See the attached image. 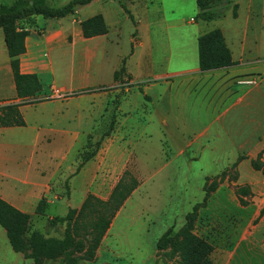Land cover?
I'll return each instance as SVG.
<instances>
[{"label":"rangeland","instance_id":"1","mask_svg":"<svg viewBox=\"0 0 264 264\" xmlns=\"http://www.w3.org/2000/svg\"><path fill=\"white\" fill-rule=\"evenodd\" d=\"M58 1L63 4L69 0ZM205 1L220 7V18L227 12L221 5L229 8L227 37L233 29L239 35L247 33L244 64L264 65V12H256L245 30L244 10L238 20L230 18L233 0ZM198 12L196 0H98L64 18L36 17V26L30 29L34 57L42 60L48 71L38 75L42 93L23 109L28 127L3 133V142L14 146V152L0 162L1 169L31 183L43 182L40 170L54 174L47 184L51 203H47L44 215H36L31 205L28 208L29 230L47 237L62 236L65 224L55 219L79 207L73 202V192L76 201L83 190L79 179L71 184L73 175L66 180L64 175L66 169L76 167V161L81 162L86 150L97 148L89 166L96 179L107 182L105 188L91 189L98 197L109 194L123 170L138 180L94 259L79 264H176V258L170 259L165 251L156 249V241L167 229L177 232L181 228L185 216L202 202L204 189H209L213 181L218 187L210 192L207 203L199 206L194 233L218 247L215 258L233 248L235 236L241 231L257 228L258 221L254 220L264 206V176L252 169L250 160L264 145V72L233 77L238 83L233 88L236 93L226 97L223 104L217 101L221 92L215 87H208L205 93L202 88H193L189 82L192 74L186 72L198 67V25L212 24L202 20ZM98 13L105 16L109 30L105 37L86 41H81V36L73 37L72 45L66 44L71 40L67 38L66 43L54 44H45L40 38L46 29L55 28L50 25H62L61 31L71 37L80 20ZM87 49L93 56L88 58ZM5 66L8 56L0 29V97L9 91ZM122 66L124 71H120ZM250 80L255 83H243ZM51 86L53 90L59 86L67 90L51 92ZM93 87L90 93L77 90ZM58 100L66 102L67 109L55 103ZM203 104H209V109ZM88 106L93 107L91 118L86 110L75 109ZM54 109L59 114L49 112ZM51 117L49 125L47 119ZM60 120L65 130L81 138L68 141L67 135L58 131L63 130ZM43 136L52 139L46 142ZM67 148V161L60 168L63 173H52L53 164L47 156H59ZM239 156L244 159L232 169ZM261 158L264 161V153ZM236 171L237 179L233 180ZM235 186L250 187L247 206L239 205ZM18 188L22 196L28 192L27 186ZM26 202L32 204L33 199ZM257 258L252 257L250 262L241 258L232 264H255ZM0 264H33L12 250L1 227Z\"/></svg>","mask_w":264,"mask_h":264},{"label":"trees","instance_id":"2","mask_svg":"<svg viewBox=\"0 0 264 264\" xmlns=\"http://www.w3.org/2000/svg\"><path fill=\"white\" fill-rule=\"evenodd\" d=\"M93 1L69 0L59 4L58 0H12L7 4L0 3V29L16 97L19 99L18 103L0 106L1 127L24 126L25 122L18 107L33 102L43 91L37 74H26L20 70V56L25 53V40L30 34V29L36 26V17L64 18L73 15L79 8ZM196 3L199 8L198 16L202 20L211 21L220 18V7L217 8L215 4L210 5L205 0H196ZM221 8L226 7L221 5ZM79 25L84 38L105 35L108 31L101 14L88 17L80 21ZM197 54L201 71L219 69L233 64L231 51L219 29L204 33L197 38ZM124 69L122 66L120 71ZM117 76L116 71L113 74L115 80ZM107 135H109L108 132ZM96 144L99 146L100 142ZM96 152L97 148L90 152L87 150L83 152L80 156L79 167L89 161ZM262 153L264 150L257 153L255 159L250 160V165L255 171H260L264 175ZM243 159L239 156L232 164V169H236ZM237 175L236 171L233 180H236ZM137 186L136 177L130 171L124 170L107 199L102 200L93 194H88L78 209H69L64 216L56 217V222L65 224L61 237H47L38 230L30 231L31 216L0 198V227L4 229L12 250L22 254L25 259L31 260L33 264H44L46 261L57 260L61 264L91 261L116 213ZM217 186L218 182L213 181L209 189H204L205 195L202 202L196 204L193 210L185 216V222L177 232L169 228L158 238L157 250L165 251L170 259L176 258L177 264H215L212 260L214 246L207 239L194 233V223L199 206L207 203L210 192L214 191ZM234 193L239 205L245 207L249 204L246 199L251 195L248 186H235ZM46 208L47 202L41 198L35 207V214L44 215ZM262 214H264V206L260 210V215Z\"/></svg>","mask_w":264,"mask_h":264},{"label":"crops","instance_id":"3","mask_svg":"<svg viewBox=\"0 0 264 264\" xmlns=\"http://www.w3.org/2000/svg\"><path fill=\"white\" fill-rule=\"evenodd\" d=\"M95 2H98V0H94L93 2H91L90 4H88L86 6L94 5ZM233 4H234V6H233L234 9H233L232 13H235V16L232 15V17H230V18H232L234 20H238L240 18L241 13L244 10L245 17H246L245 26H244L245 30L247 29L246 24H248L249 22L254 20V19H252V16H254V15L256 16V14H255L256 12H259V13L264 12L263 0H233ZM86 6H83L81 8H84ZM81 8H79L78 10H80ZM224 9H226L227 12L226 11L225 12L228 15L229 8L227 7ZM98 14H101L105 18L103 13H98ZM226 14L224 16H222L223 18H216L214 20L209 21L212 23L211 25H198V37L204 33L210 32L214 29L221 30L223 37H224V40H225V43H226L227 47L229 48V50L231 51L233 64L231 66H228V67H223V68L214 69V70H207V71H201L199 69V66H198V67H194L193 69H190L186 72L188 74H192V76L189 79L190 80L189 82L191 84H193V88L197 87V89H199V90H200V88H202L203 92L205 93L208 87L213 86V87H215L214 89L216 91H220L221 93L217 99V101H219L220 104H223V101L225 100L226 97L231 98L232 95L234 93H236L233 91V88H234V86L238 85V83L235 82L236 79L233 77L239 76V74H247V73L249 74L252 72H259V71L264 72V65H245L244 64V58H245L244 56H245V52L247 50V47L245 44V42H246L245 35L247 33H245L243 35L242 34L239 35L238 30L233 29L231 32V35L229 37H227L226 30H225V27L227 28V24L225 22V20L227 18ZM87 17H91V16H87ZM80 21H82V20H80ZM80 21H79V23H80ZM52 26H55V28L53 27V29H51V30L46 29L44 32V35L40 37L42 39V42H44L45 44H54L58 41L66 43L65 40L67 38V39H71V40L69 43H66V44L72 45L74 43V41H72L73 37L79 38L81 36V41L94 40L93 38L107 36V34L109 32V30H108L105 35L95 36L92 38H84L81 34V30H79L80 25H77L74 35H71V37H69L70 33H68L67 31L66 32L61 31L63 29L62 25H50V27H52ZM66 29H68V26L65 28V30ZM29 36H30V34H29ZM29 36L25 40V47H26L25 53L20 56V70L22 73H26V74L35 73V74L39 75L40 73L48 71V68H47V65L42 60H39L38 58H36V56L34 57V52H32V49L34 48L35 43L30 44L31 42L29 41ZM25 55H26V58L23 60L22 57ZM86 55L88 56V58L93 56L92 50L87 49ZM4 73H5L7 82H8L9 91L7 94H4L5 96L0 97V100H4L3 102H0V104L6 105V104H10V103H18L19 99L16 97L15 88H14V84H13V78H12L11 70L9 67V60H8V66H5ZM10 78L12 81L11 83H10ZM98 86H102V85H98ZM54 88H55L54 86H51V88H50L51 92L67 90V88L62 87V86H59V87H57V89L53 90ZM94 88L95 87H93V88H82V89L80 88L77 90H79V91L84 90V91H86V93H90L91 91L94 90ZM187 88L188 87H184L185 90ZM90 95H93V94L91 93ZM90 95H88V96H90ZM57 102L58 103L60 102L61 105H64L63 108L67 109V107H65V106H68L66 102L61 101V100L55 101V103H57ZM28 106H30V104H24V105H20L18 107L20 114L22 115V118L25 122L24 126H12V127H1L0 126V162H4L6 160V157H7V155L10 154V151L14 152L13 151L14 146H12L11 144L3 142V139H4L3 133L8 131V130L17 131L18 129H25L28 127V123L24 117V111H23V109L25 107H28ZM203 106H205L207 110L209 109V104H203ZM91 108H93V107L92 106L75 107V109H77V110H81V111L86 110L87 111V117H89V118H91L90 113L93 112V109H91ZM54 110H51L49 112H51L52 114H54V113L59 114V111L57 109L55 111ZM61 112H62V110H61ZM67 117L68 116H64V119H66ZM52 120H53V117L47 119L49 125L52 124ZM60 126L62 127L63 130H58V131L59 132L62 131L64 136L67 135L68 141L72 142L73 139L76 141L77 138H81V137H78V136L72 134L70 131L65 130L64 126L61 125V120H60ZM48 129H51V128H48ZM36 130L39 131V127ZM205 131L206 130H203V132L200 133L199 135H202ZM42 138L43 139L45 138L46 142H50L52 139L50 136H45V137L43 136ZM85 142H86V140L84 139V142L80 145L81 148L79 147V149H81V150L83 149V147L85 146ZM260 148H262L260 151L264 150V145L260 146ZM81 150H79V153H77L78 156H79ZM68 151H69V148H67L66 151L63 149V151L61 152V154L59 156H57V155H48L47 156L49 161L53 164L52 173H54V172L57 173L58 171H59L58 174L63 173L62 172L63 170H60V168L62 167V162L67 161L66 160V154L68 153ZM180 153H182V151H180ZM95 156H96V154L89 161L83 163L80 167H79V164H80V160H79V163H77L78 161L75 162L73 167L74 166H76V167H74L72 170H69V169H66L67 171L65 170L67 173H66V175H64V178H65L64 180L69 178L66 176L73 175L71 178V184L73 183L74 179H77V180L79 179L80 183L82 184L83 190L81 191L80 198L75 201L74 192H73V197H72L73 202L76 203V205H79V207L81 206L82 202L84 201L85 197L88 194H93L94 196L98 197L95 193L91 192V189H98V187L105 188L107 185L106 181L103 182L102 179H96L95 174L91 172V167L89 165H90V161ZM261 160H262V158H261ZM262 162H264V161H262ZM122 172H121V174H122ZM256 172H260V171H256ZM53 175L54 174H50V172H47L46 170H40V176H41L43 182L38 184V183L28 182L25 178H22V177L18 178L17 176H14V175H12V174L8 173L7 171H4L3 169L0 168V198L5 200L9 204H11L12 206L17 208L18 210L31 215V210L35 213V207L37 205L36 203L41 198H44L45 200H47L46 202L48 204L51 203V201H49V193H48L47 184H48V182H50L51 180L54 179ZM119 177H118V179H119ZM19 185L28 187L27 188L28 192L24 196L21 195L22 190L18 188ZM217 187H216V189H217ZM72 189H73V186H72ZM249 189H250V187H249ZM250 191H251V189H250ZM251 193H252V191H251ZM109 194H110V192H109ZM109 194L104 196V197H98V198L105 200V199H107ZM234 195H235V193H234ZM29 198L33 199L32 204H27L26 201ZM235 198H236V196H235ZM125 202H124V204H125ZM30 205L32 206L31 210L28 209ZM260 210H261V208H260ZM260 210L258 211V215L254 220V222L258 221L257 222V228L253 229V230H248V229L243 230L239 233V235L237 237L235 236V238H236L234 240L235 245L233 246V248L230 251H224V255H221L220 258L216 259L214 256V252L216 251V249H218V247L216 248L215 244L213 245L214 251L212 253V260L215 264H232V262H236V261L240 262L241 258L247 260V262H250L251 258L255 257V256H258V258L255 259L256 260L255 264H264V214L260 215ZM117 213H116V215H117ZM114 218H113V220H114ZM111 224H112V222H111ZM111 224H110V227H111ZM110 227H109V229H110ZM108 230H107V232H108Z\"/></svg>","mask_w":264,"mask_h":264},{"label":"built area","instance_id":"4","mask_svg":"<svg viewBox=\"0 0 264 264\" xmlns=\"http://www.w3.org/2000/svg\"><path fill=\"white\" fill-rule=\"evenodd\" d=\"M243 83H246V84H254L255 81H254V80H250V81H245V82H243Z\"/></svg>","mask_w":264,"mask_h":264}]
</instances>
